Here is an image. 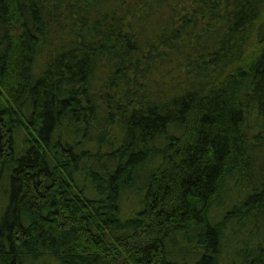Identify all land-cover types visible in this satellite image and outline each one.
I'll use <instances>...</instances> for the list:
<instances>
[{
	"label": "trees",
	"instance_id": "trees-1",
	"mask_svg": "<svg viewBox=\"0 0 264 264\" xmlns=\"http://www.w3.org/2000/svg\"><path fill=\"white\" fill-rule=\"evenodd\" d=\"M0 193V264H264V0H0Z\"/></svg>",
	"mask_w": 264,
	"mask_h": 264
},
{
	"label": "rangeland",
	"instance_id": "rangeland-1",
	"mask_svg": "<svg viewBox=\"0 0 264 264\" xmlns=\"http://www.w3.org/2000/svg\"><path fill=\"white\" fill-rule=\"evenodd\" d=\"M231 194H235L233 189L229 193L228 197L231 196ZM0 196H1V193H0ZM135 199H137V198H135L133 195L125 196V199H124L123 204H122V209L125 211V213H129V211L131 210V208H130L131 201H133ZM226 199H228V198H226ZM229 258L231 259V256H229ZM235 260L237 261V259H235ZM237 263H239V261H237Z\"/></svg>",
	"mask_w": 264,
	"mask_h": 264
}]
</instances>
